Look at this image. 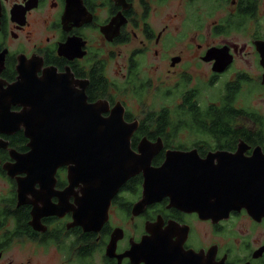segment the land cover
Listing matches in <instances>:
<instances>
[{
  "label": "flooded vegetation",
  "instance_id": "1",
  "mask_svg": "<svg viewBox=\"0 0 264 264\" xmlns=\"http://www.w3.org/2000/svg\"><path fill=\"white\" fill-rule=\"evenodd\" d=\"M22 65L37 80L49 68L71 71L89 104L107 106L105 117L124 108L135 128L132 149L162 146L153 168L168 152H183L201 175L239 176L240 209L204 216L164 198L135 214L140 173L121 186L100 230L74 225L76 212L64 206L76 208L82 181L62 195L71 185L69 166L46 179L18 160L32 142ZM13 85L21 95L10 101ZM7 97L10 111L0 113V264H264V214L248 209L253 192L264 190V0H0V112ZM12 164L14 177L4 169ZM128 195L136 201H125Z\"/></svg>",
  "mask_w": 264,
  "mask_h": 264
},
{
  "label": "water",
  "instance_id": "2",
  "mask_svg": "<svg viewBox=\"0 0 264 264\" xmlns=\"http://www.w3.org/2000/svg\"><path fill=\"white\" fill-rule=\"evenodd\" d=\"M18 71L22 78L30 81V85L23 86L22 97L27 100L28 107L23 115L24 121L29 122L26 132L32 140L29 144L31 151L18 160H24L28 164L24 170L30 167L32 170L38 169L44 177L49 171L55 174L59 166H69L71 185L62 195L69 196L73 186L82 181L84 190L81 196L78 193L77 196L74 195L76 208H73L74 205L64 206L66 210L76 212L74 220L77 221L74 225L84 226L86 231H90L89 226H96L92 230H100L108 220L111 202L121 186L140 173L144 176L143 192L141 200L135 204V214L164 198H169L175 207H183V210L195 211L204 216L211 213L228 215L230 211L240 209L242 192H239L238 187L241 181L239 176H225L217 170L209 175H201V172H197L192 154L183 152H168L163 166L153 168L152 160L162 146H151L149 142H143L139 146V152H135L131 147L135 128L125 122L124 108L116 107L110 116H103L107 106L101 102L89 104L85 92L75 90L73 85L76 80L71 71L59 73L56 69L49 68L44 71L45 76L41 80L29 78L28 75L35 71H29L25 65ZM12 87L8 90L10 93L7 91L8 97L10 94L13 96L10 101L16 93L21 95L17 87ZM8 97L6 104L1 106L0 113L10 111L7 109L11 105ZM6 111L2 115H6ZM9 121L10 119L6 122L7 129L12 126ZM16 165H5L4 169L14 177ZM26 173L28 175V171ZM24 190L20 184L18 197L22 204L26 203L23 200ZM261 191L253 192L251 200L254 205L250 204L248 209L264 214V208L258 206L261 201L257 200ZM47 195L51 198V193ZM60 201L64 203L63 199ZM262 204L264 205L263 201Z\"/></svg>",
  "mask_w": 264,
  "mask_h": 264
},
{
  "label": "rangeland",
  "instance_id": "3",
  "mask_svg": "<svg viewBox=\"0 0 264 264\" xmlns=\"http://www.w3.org/2000/svg\"><path fill=\"white\" fill-rule=\"evenodd\" d=\"M147 58H148V61H147V60H146V61H147V62H150V58H149V57H147ZM155 70H156L155 68H154V69L152 68V72H153V73L155 72ZM157 74L162 76V71H161L160 69H158V70H157ZM156 96H160L161 100L163 101V99H162V94H161V93H160V94L157 93ZM150 99H154V96H152ZM161 100H157V104H156V106H159V103H161V102H160ZM144 106H146V104H144ZM130 179H131V178H130ZM124 184H125V183H124ZM134 200L136 201V198L133 197V196H131V195H130V196L128 195V196L126 197V199H125V201H129V202H133Z\"/></svg>",
  "mask_w": 264,
  "mask_h": 264
},
{
  "label": "trees",
  "instance_id": "4",
  "mask_svg": "<svg viewBox=\"0 0 264 264\" xmlns=\"http://www.w3.org/2000/svg\"><path fill=\"white\" fill-rule=\"evenodd\" d=\"M161 115H162V114H161ZM164 117H166L165 114H164ZM20 137H22V135H20ZM18 141H20V139H19ZM22 143H24V141H22ZM133 184H134V186H132V187H134L135 189H134V191L131 192V193L136 194L135 196L138 197L139 194L141 195V193L137 190L138 182H135V183H133Z\"/></svg>",
  "mask_w": 264,
  "mask_h": 264
},
{
  "label": "bare ground",
  "instance_id": "5",
  "mask_svg": "<svg viewBox=\"0 0 264 264\" xmlns=\"http://www.w3.org/2000/svg\"><path fill=\"white\" fill-rule=\"evenodd\" d=\"M148 153H149V150H148ZM144 157H146V155H144ZM193 168H194V167H193ZM263 184H264V181H263L262 185H261V183H259L258 186L260 185L259 187L261 188V186H263ZM260 188H259V189H260ZM256 191H257V190H256ZM260 191H261V190H260ZM258 205H259V204H258ZM261 206H262V208H264V205H261ZM255 213L258 214V212H255Z\"/></svg>",
  "mask_w": 264,
  "mask_h": 264
}]
</instances>
